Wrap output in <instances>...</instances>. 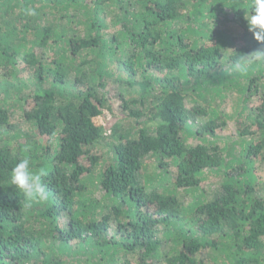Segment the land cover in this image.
<instances>
[{"label": "trees", "instance_id": "16d2710c", "mask_svg": "<svg viewBox=\"0 0 264 264\" xmlns=\"http://www.w3.org/2000/svg\"><path fill=\"white\" fill-rule=\"evenodd\" d=\"M253 3L0 0V264H264ZM24 157L46 203L9 185Z\"/></svg>", "mask_w": 264, "mask_h": 264}, {"label": "clouds", "instance_id": "9594fccd", "mask_svg": "<svg viewBox=\"0 0 264 264\" xmlns=\"http://www.w3.org/2000/svg\"><path fill=\"white\" fill-rule=\"evenodd\" d=\"M25 15L36 16L37 10L34 7L25 9ZM247 29L259 43L264 44V0H254L250 14H245ZM255 63H264V48H258L250 53L243 54L234 62V69L237 72H245L248 66ZM30 149L26 146L24 151ZM48 172L44 168L34 170L30 158L20 159L11 169L10 186L24 197L25 206L31 207L33 203H46L50 193L44 178Z\"/></svg>", "mask_w": 264, "mask_h": 264}, {"label": "rangeland", "instance_id": "374dc122", "mask_svg": "<svg viewBox=\"0 0 264 264\" xmlns=\"http://www.w3.org/2000/svg\"><path fill=\"white\" fill-rule=\"evenodd\" d=\"M235 33H236V37H237L239 35L238 31L236 30ZM110 99H111L112 108H113L112 112L109 109L105 108L103 110L104 112L102 115L97 116L93 119L95 124H99L105 128L106 127L108 128L110 126V124H112L115 121L120 122L121 124H126L127 122H129L130 120L122 118V115L119 111L118 103L115 99V95H113V92H111V94H110ZM131 122L133 123V121H131ZM106 132L108 133L109 131L106 130ZM218 132L220 134L226 135V136H228V135L235 136V129L230 122H228L225 127L220 128L218 130ZM145 160L147 161V163H151V161H152L150 157H146ZM260 176L262 177V180L264 181V170H261ZM201 185H202V188L208 193L210 185H212V183H210L209 180H206V181L202 182ZM187 200H189L188 196H186V201Z\"/></svg>", "mask_w": 264, "mask_h": 264}]
</instances>
